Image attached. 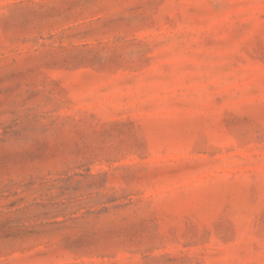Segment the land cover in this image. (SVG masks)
I'll return each instance as SVG.
<instances>
[{
  "label": "rangeland",
  "instance_id": "obj_1",
  "mask_svg": "<svg viewBox=\"0 0 264 264\" xmlns=\"http://www.w3.org/2000/svg\"><path fill=\"white\" fill-rule=\"evenodd\" d=\"M0 264H264V0H0Z\"/></svg>",
  "mask_w": 264,
  "mask_h": 264
}]
</instances>
